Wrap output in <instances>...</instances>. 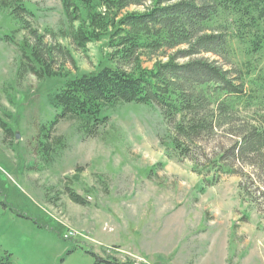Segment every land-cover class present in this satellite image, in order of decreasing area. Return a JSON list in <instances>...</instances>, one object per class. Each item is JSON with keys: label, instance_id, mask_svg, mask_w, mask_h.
Wrapping results in <instances>:
<instances>
[{"label": "rangeland", "instance_id": "obj_1", "mask_svg": "<svg viewBox=\"0 0 264 264\" xmlns=\"http://www.w3.org/2000/svg\"><path fill=\"white\" fill-rule=\"evenodd\" d=\"M136 1L124 13L150 3ZM18 2L32 11L19 22L10 13ZM69 30L61 0H0V255L12 264H264V160L229 171L216 162L235 147L229 131L252 122L254 109L184 156L149 105L117 106L91 136L75 119L53 124L65 80L96 72L114 51L108 38L84 51ZM23 42L66 79L20 70ZM204 57L235 66L214 53L177 61Z\"/></svg>", "mask_w": 264, "mask_h": 264}, {"label": "trees", "instance_id": "obj_2", "mask_svg": "<svg viewBox=\"0 0 264 264\" xmlns=\"http://www.w3.org/2000/svg\"><path fill=\"white\" fill-rule=\"evenodd\" d=\"M61 2L70 23L65 36L84 51L108 38L114 51L96 72L65 80L53 99L61 108L53 124L75 119L91 136L108 123L117 106L149 105L173 127V148L184 156L187 147L212 136L241 109H254L249 113L252 122L229 131L237 138L235 147L217 155L216 162L229 171L235 162L254 166L264 160V0H149L145 10L125 13L136 0ZM11 11L17 22L21 13L32 14L21 2ZM185 46L188 51L181 50ZM170 50L179 52L168 56ZM21 52L20 70L41 80L66 79L39 57L35 45L23 42ZM208 53L231 57L235 66L227 69L207 57L177 61ZM145 60L154 66L145 67ZM123 62L131 69L119 66ZM73 199L84 203L79 196ZM0 264H12L11 254H1Z\"/></svg>", "mask_w": 264, "mask_h": 264}, {"label": "built area", "instance_id": "obj_3", "mask_svg": "<svg viewBox=\"0 0 264 264\" xmlns=\"http://www.w3.org/2000/svg\"><path fill=\"white\" fill-rule=\"evenodd\" d=\"M71 234H74L73 232H71Z\"/></svg>", "mask_w": 264, "mask_h": 264}, {"label": "water", "instance_id": "obj_4", "mask_svg": "<svg viewBox=\"0 0 264 264\" xmlns=\"http://www.w3.org/2000/svg\"><path fill=\"white\" fill-rule=\"evenodd\" d=\"M19 136V134H17V137Z\"/></svg>", "mask_w": 264, "mask_h": 264}]
</instances>
